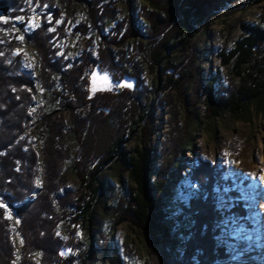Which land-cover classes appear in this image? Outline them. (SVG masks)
Wrapping results in <instances>:
<instances>
[{
  "label": "trees",
  "instance_id": "16d2710c",
  "mask_svg": "<svg viewBox=\"0 0 264 264\" xmlns=\"http://www.w3.org/2000/svg\"><path fill=\"white\" fill-rule=\"evenodd\" d=\"M24 1L3 0L0 4L13 6ZM210 1L146 0L136 16L130 6L127 14L118 13L113 0H34L46 10L36 29L28 31L26 24L17 25L14 19L9 28L0 31V203L6 205L0 208V264H89L105 245L107 251L110 246L102 236L93 243L90 255L91 240H79L78 229L96 238L99 232L112 234L127 222L147 236L144 264H227L232 240L223 230L224 223L235 217L246 220L248 209L232 182L222 179L225 169L198 160L187 175L189 184L172 188L177 165L190 141L167 148L158 167L152 159L154 145L117 158L127 130L134 132L135 128L125 117H132L134 125L151 117L142 79L144 62L153 72L159 68V78L166 76L167 85L175 89L199 75L181 73L170 55L188 45L197 29L195 20L204 16ZM243 29L245 37L235 49L222 54L224 64L239 80L237 85L216 91L213 79L206 88L215 96L216 106L209 107L213 118L252 107L264 110V62L258 59L264 28ZM77 39L84 42L85 50L71 56ZM129 43H134L132 50L126 48ZM23 47L35 50V79L18 73L23 56L15 55V50ZM95 68L109 73L115 82L134 79L136 90L91 94L89 74ZM62 111L69 113L70 124L60 115ZM102 125L117 127L122 135L116 136L106 156L98 153L99 162L93 161V168L83 166L79 177L87 192L78 195L66 178V164L73 155L67 141L74 139L79 144L74 159L79 172L82 151L85 155L91 151L88 131L95 127L98 132ZM151 133V127L144 128L145 138ZM115 158L122 173L127 172L135 183V187H126L127 205L121 216L113 212L122 203L112 193V180L101 173ZM225 189L227 199L237 201L223 213L219 203ZM9 212L19 221L15 229ZM244 222L247 226L248 221ZM179 234L186 238L183 254L174 249ZM15 235L19 241L23 239V245L15 243ZM117 251L114 249L112 261L122 264ZM108 253L103 251L102 257L107 258Z\"/></svg>",
  "mask_w": 264,
  "mask_h": 264
},
{
  "label": "rangeland",
  "instance_id": "374dc122",
  "mask_svg": "<svg viewBox=\"0 0 264 264\" xmlns=\"http://www.w3.org/2000/svg\"><path fill=\"white\" fill-rule=\"evenodd\" d=\"M113 1L117 3L118 13L127 14L130 11V6L136 16L141 7L146 5V0ZM0 7H9L8 15L3 17L9 22L0 21V31L7 28L14 19H16L17 25L26 24L28 31L34 30L39 26L42 16L46 13V10H42L39 3L35 4L34 0H25L13 6L0 4ZM81 11L82 8H80ZM204 11V16L195 20L197 29L194 34H189L188 45L179 46L178 51L170 55L181 73L187 71L199 75L194 80L175 89L167 85L166 76L159 78V68L153 72L148 63L144 62L142 79L149 95L151 117L138 125L132 124V117H125V121H130L128 125L135 126V128L134 132H131L130 129L127 130V137L120 146L117 158L123 153L134 154V150L137 148L138 150H149L150 146L154 145L156 154L152 156V159H154L155 166L158 167L163 161V155L167 152V148L172 150L176 147L177 142L190 141V146L184 148L183 155L177 165L172 188H179L181 184H189L187 175L191 173L198 160H209L212 164L225 169L222 179L232 182L233 189L241 194L248 209L246 220H244L248 221L247 226L244 221L236 217L229 221L226 219L224 223L223 230L232 240V242H228L231 254L227 264H264V110L252 107L239 114L224 113L220 117L213 118L210 116L209 107L212 106L209 105L208 100L210 92L213 91L206 89L213 79L216 80L214 82L216 91H222L230 84L237 85L239 80H235L232 69L224 64L222 54L230 53L245 37L244 26L260 25L264 28V0H211ZM119 17H121L120 14ZM142 22L145 23L143 19ZM109 29L110 27L106 28L105 32L107 33ZM67 33L71 35V30H68ZM70 42L69 39L67 45ZM126 48L132 50L134 43L127 44ZM84 50V42L77 39L73 42L71 56H78ZM34 53L33 48L23 47L15 50V55L23 56L24 64L29 67L32 79L37 77L38 58ZM94 54H97L96 50H94ZM258 59L261 60V63L264 62V46L260 50ZM21 63L18 73L28 75L22 71L24 65L23 62ZM105 74L111 84L103 79ZM93 76L96 77L95 80H93ZM118 84H131L132 87H118ZM120 88L136 90L135 80L124 77L121 81L115 82L109 73L102 72L98 68L89 74L91 94ZM60 115L70 124L69 113L62 111ZM122 124L123 122H119V125ZM145 127L152 129L151 135L147 138L143 134ZM94 128L88 131L87 141L91 151L89 154L87 153L88 155L82 151L84 158L79 165L81 167L79 172L74 167L75 153L80 150L79 144L74 139L67 141L73 155L72 160L66 164V178L69 187L78 195L87 192L82 188L79 177L84 173L83 166L91 165L93 168L99 162V154L106 156L107 151L113 149L116 136L122 135V133L118 134L120 129L118 130L117 127L110 128L102 125L98 132ZM93 161H96V164ZM116 162V158L109 162L101 173L112 180V193L122 203L113 212L115 216H121L122 210L127 205L126 187H135V183L127 172L122 173ZM92 168L90 167L88 170L90 171ZM110 168L112 169L110 170ZM118 173L122 175L121 180ZM249 173L254 175H249ZM226 193L225 189L220 194L222 198L219 205L223 213L229 211L237 201L236 199L234 201L227 199ZM10 220L13 229H15L18 226L16 222L18 220L13 214ZM238 228H242V235L250 237V239L234 237L232 233ZM61 235L68 237L65 231H62ZM78 235L79 240L90 238L92 243L90 255L93 254V243L102 236H105L106 244L110 246V250L107 251L106 245L105 247L103 245V251L109 252L107 258L102 257V251L97 254L95 260H90L89 264H116L115 261H112L114 249L120 253L122 264H144L148 259L145 246L147 236L142 229L130 222L117 226L112 234L99 232L96 238H92V233H86L79 228ZM185 239L179 234V240L174 247L176 252L183 254L182 243ZM227 239L224 238V240ZM15 243L20 244L16 235Z\"/></svg>",
  "mask_w": 264,
  "mask_h": 264
},
{
  "label": "snow or ice",
  "instance_id": "6c2138e0",
  "mask_svg": "<svg viewBox=\"0 0 264 264\" xmlns=\"http://www.w3.org/2000/svg\"><path fill=\"white\" fill-rule=\"evenodd\" d=\"M0 21H2L3 23H8V22H9L7 19H4V18H0ZM21 22H22V21H21ZM49 22H51V21H49ZM17 31H18V30H17ZM53 31H54V29H53ZM19 39H20L21 41H23V40H24V36H23V35L19 36ZM95 79H96V77L93 76V80H95ZM103 79H104L106 82H108L109 84H111V81L108 79L107 74L104 75ZM117 86H118V87H125V86H126V87H132L131 84H127V85H120V84H118ZM33 110H35V109H33ZM249 175H254V174H253V173H249ZM0 208H6V205L3 204V203H0ZM11 218H12V214H11V212H9V213H8V219H11ZM16 222L19 223V221H16ZM242 233H243V229H242V228H238V229H235V230L233 231L232 235H233L234 237H236L237 239H245V238L250 239V237H245V236H243ZM20 243H21V245H23V243H24L23 239L20 240ZM233 250L235 251V248H234ZM237 255H238V254H237ZM234 258H236V257H234ZM17 259H19V257H17Z\"/></svg>",
  "mask_w": 264,
  "mask_h": 264
},
{
  "label": "water",
  "instance_id": "95a60500",
  "mask_svg": "<svg viewBox=\"0 0 264 264\" xmlns=\"http://www.w3.org/2000/svg\"><path fill=\"white\" fill-rule=\"evenodd\" d=\"M8 9H9V7H0V18L6 17L8 15ZM208 100H209L210 106H212V107L216 106V103L214 101L215 96H214L213 92H210Z\"/></svg>",
  "mask_w": 264,
  "mask_h": 264
},
{
  "label": "built area",
  "instance_id": "2783aa9c",
  "mask_svg": "<svg viewBox=\"0 0 264 264\" xmlns=\"http://www.w3.org/2000/svg\"><path fill=\"white\" fill-rule=\"evenodd\" d=\"M22 62H23V65L25 66H23L22 67V71H24V73H26V74H28L29 76H30V69H29V67H27L24 63H25V61L24 60H22ZM29 69V70H28Z\"/></svg>",
  "mask_w": 264,
  "mask_h": 264
}]
</instances>
